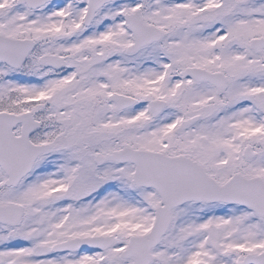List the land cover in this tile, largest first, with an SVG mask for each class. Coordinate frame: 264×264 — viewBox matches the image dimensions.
Returning <instances> with one entry per match:
<instances>
[{
    "label": "snow or ice",
    "instance_id": "1",
    "mask_svg": "<svg viewBox=\"0 0 264 264\" xmlns=\"http://www.w3.org/2000/svg\"><path fill=\"white\" fill-rule=\"evenodd\" d=\"M0 264H264V0H0Z\"/></svg>",
    "mask_w": 264,
    "mask_h": 264
}]
</instances>
